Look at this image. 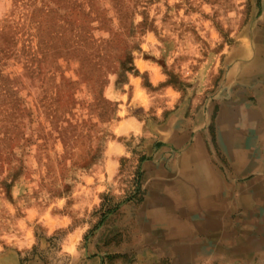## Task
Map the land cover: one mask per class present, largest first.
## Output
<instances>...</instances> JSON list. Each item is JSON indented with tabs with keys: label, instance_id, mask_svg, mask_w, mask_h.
Here are the masks:
<instances>
[{
	"label": "rangeland",
	"instance_id": "1",
	"mask_svg": "<svg viewBox=\"0 0 264 264\" xmlns=\"http://www.w3.org/2000/svg\"><path fill=\"white\" fill-rule=\"evenodd\" d=\"M259 106L264 0H0V264H136L155 186L191 204L183 164H232L218 129ZM240 170L207 214L264 212V184Z\"/></svg>",
	"mask_w": 264,
	"mask_h": 264
},
{
	"label": "crops",
	"instance_id": "2",
	"mask_svg": "<svg viewBox=\"0 0 264 264\" xmlns=\"http://www.w3.org/2000/svg\"><path fill=\"white\" fill-rule=\"evenodd\" d=\"M263 137L264 133L258 140ZM176 141L171 142L177 148L182 143L178 145ZM198 156L193 155L183 166L180 161L166 165L168 170L175 171L183 167L180 189L176 190L192 205L183 200L176 205L174 201L178 197L164 194L155 186L159 192L149 195L147 215L145 211L138 212L133 224L138 228L134 230L138 236L134 245L128 247L132 253H138L136 264H264V212L261 216L250 213L251 217L245 219L243 212L232 211V201L228 200L230 209L226 213L207 214L203 209L204 200L220 205L227 197L232 199V183H237L238 179L232 181L229 161V164L209 162L208 165L200 154ZM260 162L250 168L256 171L252 185L264 184V164ZM242 169L237 171L239 175ZM168 173H155V176L166 179ZM144 217L148 223L140 221ZM244 222H253V225L245 226Z\"/></svg>",
	"mask_w": 264,
	"mask_h": 264
},
{
	"label": "bare ground",
	"instance_id": "3",
	"mask_svg": "<svg viewBox=\"0 0 264 264\" xmlns=\"http://www.w3.org/2000/svg\"><path fill=\"white\" fill-rule=\"evenodd\" d=\"M252 72H253V69L248 68L246 70V72H244L242 75H248ZM241 108L244 112V111H248L252 107H250L247 104H243ZM257 111L259 114L258 116H256L253 119L250 118L246 122H241L242 124H239V123L235 124L234 126H232V131H230V129L225 128V127L218 129V133L220 136L221 143H223V148L225 150H226L227 146H229L231 148L230 153H231V157H232L231 162L233 164V168L250 169L257 164V162H255V164H254V158L252 157V155H250V153L248 152V149H247L248 144H250L249 143V137H248L249 132L251 130H253V128L257 129L258 127H261L264 123V119H262V115L264 114V107L259 106ZM257 111H256V113H257ZM236 128H238V130H240L241 136H239L240 133L238 135H236L238 133V131L235 130ZM195 156L197 158L199 157L198 155H195ZM261 184L263 185V183H261ZM206 186H207V184L204 186V188H206ZM178 188L180 189L179 184H178L177 189ZM213 188H216V185H214ZM247 192H248V194H245V192L243 194L247 197V199H249L252 196L251 194H252L253 190L250 189ZM259 194H261V195L264 194V188L259 190ZM252 199H254L253 196H252ZM263 200L261 198H259L258 202L262 203ZM255 203L257 204V208H258L259 207L258 203L257 202H255ZM212 204H213V202H212ZM209 205H211V204H209V202H207V200L205 199L204 203H203V209L205 210L206 213H208L211 210ZM210 212H213V211H210ZM255 212L260 215V214H262L263 210L261 208H259Z\"/></svg>",
	"mask_w": 264,
	"mask_h": 264
}]
</instances>
